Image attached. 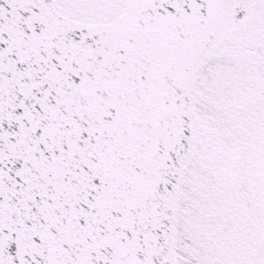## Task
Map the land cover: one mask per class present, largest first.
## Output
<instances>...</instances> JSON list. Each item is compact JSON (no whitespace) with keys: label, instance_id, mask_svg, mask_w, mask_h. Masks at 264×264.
<instances>
[{"label":"snow or ice","instance_id":"6c2138e0","mask_svg":"<svg viewBox=\"0 0 264 264\" xmlns=\"http://www.w3.org/2000/svg\"><path fill=\"white\" fill-rule=\"evenodd\" d=\"M0 264H264V0H0Z\"/></svg>","mask_w":264,"mask_h":264}]
</instances>
